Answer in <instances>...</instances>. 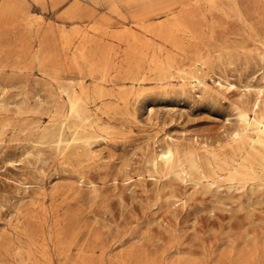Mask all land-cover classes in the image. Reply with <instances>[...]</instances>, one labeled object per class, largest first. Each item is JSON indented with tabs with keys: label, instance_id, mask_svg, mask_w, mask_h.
Instances as JSON below:
<instances>
[{
	"label": "rangeland",
	"instance_id": "1",
	"mask_svg": "<svg viewBox=\"0 0 264 264\" xmlns=\"http://www.w3.org/2000/svg\"><path fill=\"white\" fill-rule=\"evenodd\" d=\"M196 1L0 0V264H264V181L195 185L150 165L166 145L220 152L237 109L264 88V0H239L242 15ZM176 18L187 30L163 33L160 24ZM85 53L79 68L73 61ZM36 54L59 76L81 69L89 89L100 83L92 69L107 71L102 86L114 96L89 108L92 131L110 134L70 162L33 142L66 109ZM198 57L210 93L183 91L178 77L159 81L162 68L177 75ZM225 79L235 85L218 89Z\"/></svg>",
	"mask_w": 264,
	"mask_h": 264
},
{
	"label": "bare ground",
	"instance_id": "2",
	"mask_svg": "<svg viewBox=\"0 0 264 264\" xmlns=\"http://www.w3.org/2000/svg\"><path fill=\"white\" fill-rule=\"evenodd\" d=\"M202 1H204L206 3V8H208V9H216L219 6H221V8H222V6L227 5L232 10H234V11L238 12V14L242 15L241 14L242 6H241V3L239 0H197L196 1L197 5L200 4L202 6L203 4L199 3ZM180 3L183 4V6H184V4L185 5L187 4V2H183V3L180 2ZM193 4H196V3L194 2ZM171 6H172L171 4L165 5V6L158 4V5H154L152 8L153 9H155V8H168ZM203 7H204V5H203ZM200 9L203 10V8H200ZM212 12L214 13V11H212ZM203 13H204V11H203ZM176 14H178V13H176ZM174 15H175V13H174ZM204 16H205V14H204ZM173 20H167L166 22L160 24V28L162 27L164 29V30H162V31H164L163 33H167V30H170L169 32H171V33H173L174 31H177V30H184V31L187 30V28L180 22V20H178L177 18L173 19ZM30 23H28V24H30ZM155 29L160 30L158 27H155ZM36 33H37V30H36ZM70 37L72 38L73 36L72 35L70 36V34H68L66 32L62 35L63 41L61 42V44L63 43V46L65 48H70V46H72ZM95 37H97V36H95ZM85 38L86 37H84V39ZM86 41H87V38H86ZM85 43L81 44L82 46L80 45L79 48H82L83 45H84L83 48H85V46H86ZM79 44H78V46H79ZM90 46H92V45H90ZM93 46H92V48L94 49L93 51H95V49H97V48L93 47ZM64 47H62V48L64 49ZM74 48L77 49L78 47H74ZM79 48L77 49V51L79 50ZM105 50H107V49H105ZM114 50H115V48H114ZM81 51H82V49H80V52ZM86 53H85V55L80 54L81 55L80 58L74 59L73 62L75 63V65L77 67L80 68L82 63L88 62L87 57H86ZM38 54L35 55V59L38 61L39 66L44 71V73H46L51 79H53L55 81L53 83H55V85L58 86L61 96H65L66 109H64L65 112H62L61 114L59 112L56 113V115L53 116V118H52L51 124L44 125L40 128L39 131L37 130V132L34 134L35 138H34L33 142L36 143L40 147L54 149L55 152L57 153V155H60L61 158L62 157L66 158L70 162L72 159L80 157L82 155V153L79 150L81 149V150L85 151L90 146V144L92 143V141L96 137L107 136L110 134V132L108 130H104L103 134L98 136V134H95L94 131H92V129L94 127L93 124L95 123V120L93 119V114L91 113L92 111L89 108V104L91 102H95L97 100H102L105 97L110 98V97L114 96L112 92H111L112 94L109 93L110 90L107 93L103 89V86H102V84L105 81L107 82V71L105 68H97L96 69L95 67H94L95 69L93 68L91 72L89 70V72H90L89 77L91 76L95 81H97L98 83L100 82L98 86H96L92 89H89L84 85L85 83L83 84V82H81L85 77V74L81 69L79 70V73H78L79 75L77 77L59 76V72H57L55 74V73H53L47 69L42 68V65H43L42 63H45V62L42 61V63H41L40 57ZM94 54H95V52H94ZM112 54H113V51H112ZM114 54H113V56H114ZM151 54H150V56H151ZM97 55H99V54H97ZM97 55H95V56H97ZM108 55H109V53H108ZM66 56H68V55H66ZM87 56H88V53H87ZM95 56H94V58L91 57V59L95 60V58H96ZM105 56H106V54H105ZM105 56H102L101 59L102 60L105 59L104 58ZM44 57H45V55H44ZM115 57H116V55H115ZM99 58H100V55H99ZM99 58L96 60L98 61ZM263 58H264V56L262 57V59ZM89 59H90V57H89ZM102 60L99 61L98 65L104 64ZM114 61H115V59H114ZM100 62H102V63H100ZM111 63H113V62H111ZM73 64H72V66H73ZM93 64H91V65H93ZM206 64H207L206 59L198 57L197 59L193 60L192 65L195 66V69H190V68H185V67H176L174 69V71L177 75L173 74L174 73L172 71L173 67L171 65H168L166 68H162L160 70L159 81L164 85L167 84V85L171 86V84H170V82H172L171 80L178 77L179 81L181 82V90L184 91L188 87H190V89L192 91H197L200 94L201 93H204V94L210 93L211 88H210L209 84L206 82V78H204V76L199 73V70L202 69V67H204ZM45 65H47V62ZM49 65H52L51 67L54 68L55 62L52 64L49 63ZM37 66H38V64H37ZM96 67H98V66H96ZM72 68L75 69L76 67H72ZM123 68H125V67L123 66ZM17 69H19V68H17ZM109 69H110V64H109ZM109 69H107V70H109ZM53 71H54V69H53ZM127 72H126V74H127ZM131 73H132V71H131ZM119 76H121V75H119ZM119 76H117V77L114 76V77H116V79H117ZM131 76H132V74H131ZM125 78H126V76H125ZM111 79H112V77H111ZM115 80L113 82H115ZM129 80L131 83H135V81L137 80V77L136 76L130 77ZM118 81L120 82V80L117 79V82ZM218 82H219L218 89H222V90L228 89L229 87L235 85L233 82H231L227 79H225L223 81L219 80ZM116 84L117 83H115V85ZM256 87H257V90H255V91H256L257 97L254 100L252 106L250 108H246V107L243 108L242 107V108L237 109V111H236V126H235L234 130L232 131V133L230 134L228 141L225 143V145L222 146L220 152L210 150V149H208V146H205L203 152H200L197 149V151L196 150H190V151H187V152H184L183 154H181V152L175 146L166 145L161 149V151L150 162L151 163L150 165H152L154 172L162 173L163 175L167 176L168 178L169 177L170 178L175 177L178 179L180 178V179H183V180H186L189 182H193L195 185H202L203 183H206V185L207 184L214 185V184H218V182H220V181H226V182H229L231 184V186H236L237 189L238 188L245 189L244 187L247 184H249V185L250 184H256V183L261 184V182L264 181V88L262 86L259 88H258V86H256ZM250 90H251V88L248 91H250ZM57 99H59V98H57ZM65 105H64V107H65ZM115 107H116V105H115ZM59 110H60V108H59ZM48 111H47V113H48ZM228 189H229V187H228Z\"/></svg>",
	"mask_w": 264,
	"mask_h": 264
}]
</instances>
